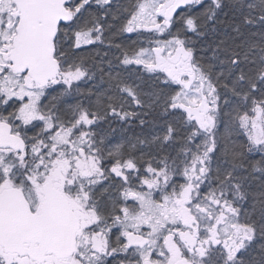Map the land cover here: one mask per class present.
<instances>
[{"label": "snow or ice", "instance_id": "1", "mask_svg": "<svg viewBox=\"0 0 264 264\" xmlns=\"http://www.w3.org/2000/svg\"><path fill=\"white\" fill-rule=\"evenodd\" d=\"M0 264H264V0H0Z\"/></svg>", "mask_w": 264, "mask_h": 264}]
</instances>
